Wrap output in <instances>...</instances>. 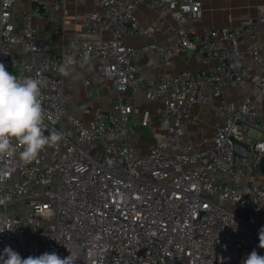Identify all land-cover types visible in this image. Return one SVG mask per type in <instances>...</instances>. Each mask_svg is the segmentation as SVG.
<instances>
[{
  "label": "built area",
  "instance_id": "built-area-1",
  "mask_svg": "<svg viewBox=\"0 0 264 264\" xmlns=\"http://www.w3.org/2000/svg\"><path fill=\"white\" fill-rule=\"evenodd\" d=\"M93 1L96 9L78 22L108 38L54 51L34 23L53 19L51 0H0V63L41 82L44 134H63L33 161L20 160L15 141L16 154L0 158V255L5 247L22 258L71 251L75 264H242L253 250L264 256V137L246 130L264 96V4L246 25L199 31L203 0ZM140 4L157 14L148 25L134 12ZM167 15L175 24L165 45L127 42L153 38ZM156 52L216 62L145 79L141 57ZM83 68L100 81L86 91L90 103L69 88ZM230 86L243 91L238 102L227 98ZM99 87L103 105L93 106ZM133 90L155 109H136ZM199 120L210 126L189 134Z\"/></svg>",
  "mask_w": 264,
  "mask_h": 264
},
{
  "label": "crops",
  "instance_id": "crops-1",
  "mask_svg": "<svg viewBox=\"0 0 264 264\" xmlns=\"http://www.w3.org/2000/svg\"><path fill=\"white\" fill-rule=\"evenodd\" d=\"M25 2V0H23ZM54 6L55 16L50 22L41 24L38 19L34 20L36 25L42 26L44 31L41 35L49 40L54 51H59L61 44L74 39H90L92 42H100L108 38L107 35L89 34L82 30L78 19L85 13L96 9L93 0H51ZM203 17L198 23V30L202 31L204 26L214 25L217 27H239L246 25L250 20L255 21L257 15V6L264 4V0H203ZM138 20L142 24H150L156 17V12L148 8L144 4L136 6L134 10ZM175 24V20L167 15L166 24L153 35V38L136 37L127 42L135 46L146 43L149 39L156 40L161 45L166 44V38L169 34V29ZM171 47L166 50H170ZM143 74L145 79H157L165 72H177L184 68H199L210 69L214 66V61H205L195 52H182L170 59H164L161 52H156L151 55H142ZM78 78L70 84L71 93L81 95L83 102L90 103L86 96L88 91L96 82L100 81L93 76V72L89 68H83L78 74ZM96 99L91 102L93 106L103 105L102 96L105 94V89L99 87L96 92ZM227 98L231 101L238 102L243 94V91L235 86H230L225 90ZM132 103L136 109L149 108L154 110L156 105H146L144 103V93L142 90L131 91ZM260 106L259 114L251 120L246 130L252 136L264 137V132L261 129L254 127L255 123H259L264 127V96L258 99ZM196 110V109H195ZM194 110V111H195ZM208 123L199 120L197 124L190 126L189 134H192L197 127H209ZM252 131H255L252 133ZM190 137V136H189ZM194 137V136H193Z\"/></svg>",
  "mask_w": 264,
  "mask_h": 264
},
{
  "label": "clouds",
  "instance_id": "clouds-1",
  "mask_svg": "<svg viewBox=\"0 0 264 264\" xmlns=\"http://www.w3.org/2000/svg\"><path fill=\"white\" fill-rule=\"evenodd\" d=\"M40 96L41 82L38 79L19 78L0 63V158L15 155L18 143L22 147L20 160L30 162L45 146L57 144L63 139V134L56 131L44 134L47 129ZM259 242V247L264 248V227L259 231ZM70 253L65 258L55 252L22 258L11 247H5L0 255V264H75L78 258ZM242 264H264V256L253 250L242 260Z\"/></svg>",
  "mask_w": 264,
  "mask_h": 264
},
{
  "label": "rangeland",
  "instance_id": "rangeland-1",
  "mask_svg": "<svg viewBox=\"0 0 264 264\" xmlns=\"http://www.w3.org/2000/svg\"><path fill=\"white\" fill-rule=\"evenodd\" d=\"M253 132H255V131H252V133H253ZM253 134H255V133H253ZM255 135L258 136L257 134H255Z\"/></svg>",
  "mask_w": 264,
  "mask_h": 264
}]
</instances>
